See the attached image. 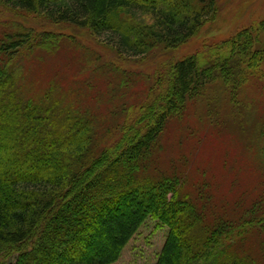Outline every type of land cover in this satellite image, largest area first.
<instances>
[{
    "label": "trees",
    "instance_id": "trees-1",
    "mask_svg": "<svg viewBox=\"0 0 264 264\" xmlns=\"http://www.w3.org/2000/svg\"><path fill=\"white\" fill-rule=\"evenodd\" d=\"M219 2L0 0V21L8 12L36 14L92 32L119 56L146 58L193 38ZM65 38L18 22L0 26V264H115L148 218L170 229L153 264H264V240L254 237L264 233V184L254 203L218 205L207 168L192 160L198 144L175 171L161 162L173 122L189 103L206 101L210 85L222 80L238 102L264 62V18L208 58L191 55L149 76L155 85L139 97L131 91L135 73L112 61L107 69L120 77L99 99L102 112L77 106L55 81L31 94L18 61ZM212 105L207 118L218 125ZM239 115L240 133L251 139L255 132L252 165L264 177V120L250 126ZM195 170L206 177L197 181Z\"/></svg>",
    "mask_w": 264,
    "mask_h": 264
},
{
    "label": "rangeland",
    "instance_id": "rangeland-1",
    "mask_svg": "<svg viewBox=\"0 0 264 264\" xmlns=\"http://www.w3.org/2000/svg\"><path fill=\"white\" fill-rule=\"evenodd\" d=\"M3 15L6 17L0 21V26L18 22L26 28L35 29L38 33L50 31L69 39L55 50L43 51L36 48L20 58L18 62L25 78L33 82L34 90L33 93L30 92L31 94H41L44 88L55 81L64 89L65 94L77 101V106H84L85 103L90 107L95 105L99 108L98 112H102L104 106H101L102 101L99 99L110 94L120 77L116 70L107 69L109 63L113 61L121 64L122 68L135 73L136 78L131 91L135 97H139L141 93L144 94L155 85L151 79L153 75L170 63L191 55L205 56L206 59L209 54L212 55L216 51L217 45L221 42L263 19L264 0H220L216 14L186 43L174 49L156 51L146 58L132 59L124 55L119 56L115 49L86 29L53 24L39 15L25 12L18 16L10 12ZM71 37L76 42H72ZM102 65H106V70L101 69ZM255 71L254 75L240 87L237 103L232 101L230 91L222 80L210 85L206 101L189 103L185 117L175 120L164 138L167 154L161 162L166 165L168 163L172 171L183 166L182 163L192 154L193 143L198 144L194 148L192 160L200 169L207 168V173H204L207 177H203L209 182L218 205L241 203L242 200L254 203L258 200L260 187L264 184L263 175L252 165L255 150L252 139L255 132L253 135L250 134L249 139L240 133L242 127L238 122L240 113L244 115V122L250 126L257 127L264 120V62ZM74 92L75 94H72ZM208 101L213 104L219 120L218 125L209 124L207 118L209 115L206 111ZM132 103L137 102L132 100ZM216 103L217 108L214 106ZM251 114L255 115L254 118ZM169 148L174 150L169 152ZM190 162L191 159L189 164ZM193 174V177L198 178L197 181L203 178H199V172L196 170ZM169 230V227L159 220L148 218L115 264L155 263L165 245ZM254 237L264 240V233L256 229ZM252 248L256 251L259 249L258 245ZM262 257L264 259V253Z\"/></svg>",
    "mask_w": 264,
    "mask_h": 264
}]
</instances>
